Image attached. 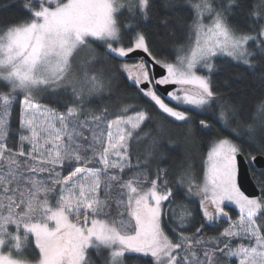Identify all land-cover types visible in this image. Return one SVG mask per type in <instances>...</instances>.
Wrapping results in <instances>:
<instances>
[{"label":"snow or ice","instance_id":"snow-or-ice-1","mask_svg":"<svg viewBox=\"0 0 264 264\" xmlns=\"http://www.w3.org/2000/svg\"><path fill=\"white\" fill-rule=\"evenodd\" d=\"M17 6L0 19V264H264V0ZM224 61L258 90L222 91Z\"/></svg>","mask_w":264,"mask_h":264},{"label":"trees","instance_id":"trees-1","mask_svg":"<svg viewBox=\"0 0 264 264\" xmlns=\"http://www.w3.org/2000/svg\"><path fill=\"white\" fill-rule=\"evenodd\" d=\"M11 4L10 8H3V5ZM20 9L17 6V0H0V19H8L16 15H20ZM161 32V39H163V29H159ZM240 73V75H237ZM227 80L228 84L225 85L224 81ZM218 86L222 91L232 95L235 94L240 97H244L249 93H253L254 89L258 90L256 78L248 72L245 67H237L234 62L224 61L222 71L217 76ZM206 153V149L196 148L193 150V154L199 159L200 152ZM130 259H135L132 257Z\"/></svg>","mask_w":264,"mask_h":264},{"label":"water","instance_id":"water-1","mask_svg":"<svg viewBox=\"0 0 264 264\" xmlns=\"http://www.w3.org/2000/svg\"><path fill=\"white\" fill-rule=\"evenodd\" d=\"M240 182L243 183L244 189H247L246 194H258V189L252 184L251 174L241 167Z\"/></svg>","mask_w":264,"mask_h":264},{"label":"rangeland","instance_id":"rangeland-1","mask_svg":"<svg viewBox=\"0 0 264 264\" xmlns=\"http://www.w3.org/2000/svg\"><path fill=\"white\" fill-rule=\"evenodd\" d=\"M205 155H206V153H205Z\"/></svg>","mask_w":264,"mask_h":264}]
</instances>
